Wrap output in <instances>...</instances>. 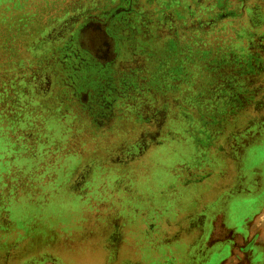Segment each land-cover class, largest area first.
<instances>
[{"label":"rangeland","instance_id":"374dc122","mask_svg":"<svg viewBox=\"0 0 264 264\" xmlns=\"http://www.w3.org/2000/svg\"><path fill=\"white\" fill-rule=\"evenodd\" d=\"M0 264H264V0H0Z\"/></svg>","mask_w":264,"mask_h":264}]
</instances>
